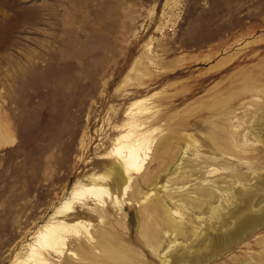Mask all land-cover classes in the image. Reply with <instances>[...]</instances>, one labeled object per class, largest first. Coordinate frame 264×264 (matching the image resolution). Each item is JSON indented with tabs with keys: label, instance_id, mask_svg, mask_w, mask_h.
<instances>
[{
	"label": "rangeland",
	"instance_id": "374dc122",
	"mask_svg": "<svg viewBox=\"0 0 264 264\" xmlns=\"http://www.w3.org/2000/svg\"><path fill=\"white\" fill-rule=\"evenodd\" d=\"M60 47L62 134L53 104ZM31 60L39 70L22 84L12 82L10 75L13 79ZM13 86L18 95L24 86L39 90L41 98L35 97L31 114L18 117L17 130L0 147V264L26 258L35 232L54 220L79 180L109 170L112 195L104 206L114 196L123 202L121 209L109 204L106 226L129 246L135 264H165L161 257L169 250L171 260L186 250L179 264H264V242H254L264 238V225L208 254L215 237L228 234L236 220L240 198L233 192L239 182L232 172H250L246 160L252 153L264 172V125L262 141L255 148L246 144L247 138L255 141L252 135L264 121V0H0V120L7 119L2 103ZM136 114L159 130L142 173L133 176L124 195L129 180L110 153L124 130L115 126ZM39 135L50 149L45 162L36 147ZM226 138L234 155L216 150L213 139ZM253 181L248 180V194ZM142 192L152 198L143 202ZM259 192L264 187L253 197ZM210 194L212 204L206 201ZM164 205L172 213H166L169 221L173 216L185 225L184 232L177 231L183 233L176 235L161 219ZM80 207L75 204L61 218L105 227L98 215L72 217ZM150 215L158 219L153 223ZM156 224L161 256L141 234ZM81 240L72 236L62 254L47 251L49 264H86L78 253Z\"/></svg>",
	"mask_w": 264,
	"mask_h": 264
},
{
	"label": "bare ground",
	"instance_id": "6f19581e",
	"mask_svg": "<svg viewBox=\"0 0 264 264\" xmlns=\"http://www.w3.org/2000/svg\"><path fill=\"white\" fill-rule=\"evenodd\" d=\"M61 25H62L61 22H59L60 30H61ZM61 32L62 31L59 32L60 39H61ZM47 54H50V52L47 51ZM55 56H56L58 82H57V94L54 97L53 104L55 102L56 118L59 123L60 132L62 134V122L61 121H62L63 106H64L63 105L64 104V101H63V65L64 63H63L61 47L59 48ZM225 60L226 59H224L223 61ZM28 63L29 64L25 65V67H23L19 71V74L14 76L13 79H12V76L10 75L9 78L12 82H20L22 84L24 81H28V78L33 73L35 74V72L39 70L38 63H36V61L31 60ZM24 77H27V79L24 80ZM22 90H23L22 92L21 91L19 92L20 95L17 94L18 92H17L16 86H13L11 90L10 89L6 90V94H5L6 102L3 101L2 103V111L4 110L3 113L7 119L0 120V147L5 142H7V140L9 139L8 135L11 134L12 130L13 129L17 130L16 121H18V117H23V115H28V113L31 114L32 113V103L35 102V97L41 98V92L39 90L30 91L29 88L26 86H24ZM25 98L27 99L25 100ZM134 103L135 102L132 103V106ZM257 105L259 107V104H256L255 106ZM214 106L216 108L218 105L216 106L215 104ZM208 107L210 108V106ZM135 110L136 108L134 109V111ZM44 111H45V114L48 116L50 112L49 105L45 107ZM1 121H5V122H1ZM148 122L150 121H146L145 119L142 120L141 117L139 118L136 114V115H133L130 121H126L121 126L120 125L115 126L116 130L118 129V127H124V130L121 131L120 134H118L114 138V141H113L114 147L112 149V152L110 153V154L114 153L113 154L114 157L115 156L118 157V160H120V162L122 163L124 175L129 180V183L124 185V195L128 193V190L131 187L130 181L132 180L133 176L135 174L142 173L146 159H147L148 151L151 149V146L153 143L154 135H156L158 132L157 130H159V127H156V126L153 129H150L149 128L150 126L148 127V124H147ZM155 122H158V121H155ZM259 124H257L259 126V129L256 130L255 133L252 130L254 134L253 135L251 134L252 136H255L254 138L255 141L249 142L250 139L249 138L246 139V142H247L246 144H249L254 148L257 145L256 142L262 141L260 137L261 136L260 133H261V129H263L264 121H261L260 119ZM239 133L240 131H238V134ZM59 137H61L60 134H59ZM245 138L246 137H243V140H245ZM37 139H38V144L36 147L39 148L41 146L40 151L42 152V155H43V157H41L42 158L41 160L42 162H45L46 158L44 155L50 149L48 150V146L44 142L45 136L39 135ZM213 140H215L214 142L216 143L217 152H219L222 155H227L231 153L232 155H234L233 154L234 149L232 146L231 139L226 138L221 142L216 141V139H213ZM234 146L235 147L239 146V142H236ZM254 157H257V154L252 153V154L247 155V158H248L247 160L244 159L246 160V163H249V168L251 170L250 172L238 171V170H235L234 172H232L233 175L236 177V181L239 182L237 188L233 192V194H236L240 198L238 210L233 215V217H236V220L233 223L234 226L228 230V234H225V235L220 234L215 237V239L210 244L208 254H213L218 251H222L224 248L229 247V245H232L233 243L238 242V240L244 238L245 235H248L250 233L252 234L256 233L257 230L261 226L264 225V193L259 192L257 195L253 197V194L255 192H257L261 187H264V175H263L264 172L263 174L259 173L260 171L257 168V164H254ZM104 162L107 164L111 162V156L110 157L106 156V158H104ZM250 179H254L255 181L252 182V186H253L252 193L248 194L247 193L248 188H249L248 185H250V183L248 185L247 183H248V180ZM2 181L0 180V182ZM111 182H112V170L105 171V172H93L90 176L80 179L79 184L73 187L71 191V197L64 200V202L61 203L59 208L52 214L54 215L52 216L54 217L53 218L54 220L43 224L35 232L36 236L34 240L29 243V249L26 252L27 257L24 259L17 258L13 262V264H49V257L46 256V252L49 251L54 254H62L64 250L69 247V240L72 238V236L82 237V240L79 243L78 253L80 255V259L83 261H86V264H95V263H98V264H135L136 260L132 259V257L130 256L129 246H127V244L124 245V243H121L120 242L121 240L118 242L119 237L117 238V234L114 235L111 229L108 226H106V222L108 221L107 219L108 212L110 210L109 204L113 203L114 205L119 206V208L121 209L122 208L121 204L123 202V200L119 199L118 196H114L112 199L109 200V203H107L108 206L106 207L104 206V204L109 199L110 195H112ZM146 193L147 192H142L141 194H139V197H144L143 202H146L152 198L151 196H149V193H147V195ZM213 197L214 195L210 194L207 200L205 197L204 199L208 201L210 204H212ZM90 201L94 203L93 207L87 206ZM75 204L80 205L81 206L80 208L82 209L77 210V212L74 213L72 217H76V215L77 216L89 215L90 217H93V215H98L100 216L101 220L104 221L103 226L105 227L103 229L95 230V229H92V227H90L92 226L90 222H87L84 220H76L73 222H69L66 220V218L65 219L61 218L62 216L65 215V212L72 211V209L75 208ZM164 207L166 208V210L164 209L162 210L161 216H160L161 219H164L167 221L166 224L168 228L170 229V231L176 233V235L179 233H183L185 225H183L182 223H177L175 221V217L173 216L170 218V221H169L168 218H166L167 217L166 213L168 212L169 215L171 216L172 214L171 210L168 209V207H166L165 205ZM213 213H215V216L220 215L218 209H213ZM175 214H181L182 217L184 216L183 212L180 209H176ZM154 218L158 219L157 216L156 217H152V215L149 216V219L153 223L155 221ZM106 227H108L109 229ZM177 231H183V232H177ZM141 234L147 239V241H149V245L152 247L153 251L157 255L161 256L160 252L162 250V243L159 240L161 229L158 227V225L156 224L151 228H144ZM254 242L255 243L264 242V238L257 237L254 240ZM169 251L167 252L164 251L163 257H161L165 264H170L171 261L174 264H179L185 260L188 254L186 250H182V251L179 250L176 253H174L173 251L174 254L172 255V260H171L167 257ZM191 259L197 262L194 257H191Z\"/></svg>",
	"mask_w": 264,
	"mask_h": 264
}]
</instances>
